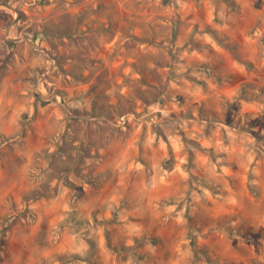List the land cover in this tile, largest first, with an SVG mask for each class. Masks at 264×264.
I'll list each match as a JSON object with an SVG mask.
<instances>
[{"label": "rangeland", "instance_id": "1", "mask_svg": "<svg viewBox=\"0 0 264 264\" xmlns=\"http://www.w3.org/2000/svg\"><path fill=\"white\" fill-rule=\"evenodd\" d=\"M20 79L0 264H264V0H0Z\"/></svg>", "mask_w": 264, "mask_h": 264}, {"label": "crops", "instance_id": "2", "mask_svg": "<svg viewBox=\"0 0 264 264\" xmlns=\"http://www.w3.org/2000/svg\"><path fill=\"white\" fill-rule=\"evenodd\" d=\"M27 72H30L29 69H27ZM22 74L24 75V73ZM11 85H12V93L10 95L0 96V122L2 123L4 122L2 127L4 128L5 131L7 132L11 131L12 133L13 132L15 133L17 131V126H18V122H19L21 114L24 112L33 113L36 110H35V106L32 103L34 98L32 97L27 98V95H26L28 90L30 89L29 83H27L24 80L22 81L20 79L17 82L11 83ZM46 107H48L47 104L43 105L42 107H40V111H44ZM53 116H56V115L54 114ZM50 117H51V114H50ZM37 122L38 124L46 123V120L41 118V119H38ZM40 128L42 127L38 126L34 130L35 131L34 136L37 135V139L29 143L30 145H32L33 152L38 150L39 148L36 142H40L41 138L46 137L49 130H52L51 125L48 131H45L46 130L45 126L42 129ZM16 182H17L16 180L11 181L8 187L7 185H4V186L0 185L1 197L4 198V194L9 192L10 190H13V188L16 185ZM80 198L81 197L79 196L78 201ZM58 200H59V206L67 209L66 201L61 198H58L57 201ZM40 202L43 204L49 203L47 198L45 197H42V200H37L38 204H41ZM38 206L41 207V205H38Z\"/></svg>", "mask_w": 264, "mask_h": 264}]
</instances>
